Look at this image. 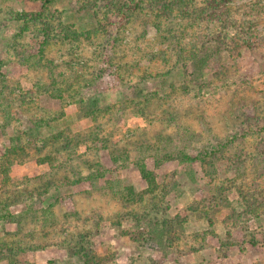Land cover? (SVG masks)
<instances>
[{"label":"rangeland","instance_id":"1","mask_svg":"<svg viewBox=\"0 0 264 264\" xmlns=\"http://www.w3.org/2000/svg\"><path fill=\"white\" fill-rule=\"evenodd\" d=\"M134 3L140 5L0 0V159H12L13 182L43 171L25 158L35 151L26 130L41 117L42 136L69 134L58 151L71 155L77 135L92 124L84 115L93 109L91 90L98 108L122 113L114 127L125 139L154 143L161 134L173 136L176 125L190 126L203 138L190 151L193 160L159 168L148 162L157 185L148 206L172 228L169 239L159 244L137 233L125 216L132 207L98 191L96 183H83L51 190L33 207L54 204L59 221L75 212L66 219L71 230L100 212L108 217L102 234L60 244L67 233L58 232L59 243L31 251L16 237L19 246L11 251L1 244L0 264H87L78 246L90 250L89 264H264V0H229L213 13L207 0H144L138 10ZM39 13L45 25L25 22L24 14ZM10 106L16 118L5 116ZM237 134H246L244 149L235 141L203 154ZM15 139L26 144L25 153L10 157ZM93 159L109 166L107 154ZM132 159L130 153L128 163ZM74 168L92 172L83 163ZM116 185L146 187L130 164ZM15 228L0 222V243L10 241Z\"/></svg>","mask_w":264,"mask_h":264},{"label":"trees","instance_id":"2","mask_svg":"<svg viewBox=\"0 0 264 264\" xmlns=\"http://www.w3.org/2000/svg\"><path fill=\"white\" fill-rule=\"evenodd\" d=\"M207 1L209 2L208 11L213 13L222 8L229 0ZM143 2L144 0H139L140 5L134 3L133 9L138 10ZM44 10L43 7L41 12ZM26 16H29V18L25 22L37 20L41 25H45L42 13L37 16L35 14H24V17ZM38 48L40 53L43 46L40 45ZM88 92L92 97L88 106L91 105L93 109H86L84 115L91 120L92 124L85 130L83 135H77L79 138L75 140L71 155L63 158L58 151V145L62 144L65 140L64 137H68L69 134L59 133L54 136H42L40 128L46 126V124L41 117L39 123H32V128L29 131L26 130V144L31 145L35 151L33 154L27 153L25 158L33 160L36 165L43 168V171L35 177L13 182L10 177V169L13 165L12 159H6V157L0 159V222H7L16 226L15 231L8 233L10 241L1 240L0 247L2 244V247L11 251L14 247L19 246V242L15 241L14 238L20 237V241L24 240L25 247L23 251H31L59 243L61 237L57 236L58 232L67 233L66 239L63 238L60 244L73 242L74 240L78 241L81 238L85 241L93 234H100V225L108 220V217L100 212L93 213L85 220H78L79 223L76 227L74 226V230H71L66 219L68 216L76 217L75 212L69 213L64 220L59 221L54 210V204L50 203L38 209L33 207L34 204L42 202V197L51 190L60 187L82 186L83 183L90 185L96 183L98 191L111 194L116 200L121 201V204H127V208L132 207V209H127L128 212L125 216L136 227L137 233L145 232L159 244L165 243L169 239L167 237L171 235L172 228L166 221L159 222L157 213H152L148 206L149 197L156 194L157 188L154 173L149 170L148 162H152L153 166L159 168L170 161L182 163L190 159L193 160L190 151L194 148V145L202 143L201 133L195 132L190 126L176 125L173 136L161 134L154 143L148 140L125 139L120 136L121 133L119 135V131L114 127L122 121V113L119 111L112 113L98 108L96 94L92 90ZM71 99L76 102V95L72 94ZM6 109L8 113H5V116L11 115L12 118H16L19 115V112L12 109L11 106L10 108L6 107ZM28 123L30 124V122ZM202 125L203 131L208 132L207 125L205 123ZM70 136L72 135L70 134ZM245 136L246 134L228 135L224 139L226 143L223 146L209 145L203 149V154L211 156L218 150L222 151L223 148H228L229 145L232 147L235 141H239L244 149ZM16 140L18 139L11 140L10 147L7 149V154L10 157L19 152L25 153L26 144L23 146V144L17 143ZM231 151L232 148L230 149L232 154ZM130 153H133V159L128 163ZM97 154H107L108 167H104L101 162L93 159ZM237 158H240V156H237ZM77 163L88 165L92 172L84 175L80 170L74 168ZM129 164L136 168L142 180H144L145 189L137 191L133 185H116L121 180L122 173L128 168ZM237 164L236 169L243 173V166L240 167V163ZM60 172L68 173L57 178V174ZM19 206L20 210L12 211V208ZM117 220L119 219L117 218ZM89 221L91 227L88 224ZM209 224H212L210 220ZM59 226H62L61 230H58ZM142 237L140 235V238ZM250 244L254 245V243ZM260 247L264 248V246ZM77 251L82 254L87 264L91 262L90 250L78 246Z\"/></svg>","mask_w":264,"mask_h":264}]
</instances>
